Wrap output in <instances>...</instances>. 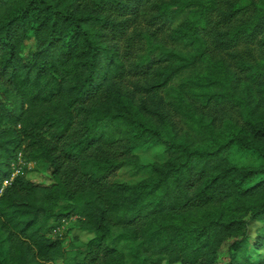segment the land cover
Returning a JSON list of instances; mask_svg holds the SVG:
<instances>
[{
  "label": "trees",
  "instance_id": "1",
  "mask_svg": "<svg viewBox=\"0 0 264 264\" xmlns=\"http://www.w3.org/2000/svg\"><path fill=\"white\" fill-rule=\"evenodd\" d=\"M251 221L260 249L264 0H0V264H215L229 239L264 264Z\"/></svg>",
  "mask_w": 264,
  "mask_h": 264
},
{
  "label": "rangeland",
  "instance_id": "2",
  "mask_svg": "<svg viewBox=\"0 0 264 264\" xmlns=\"http://www.w3.org/2000/svg\"><path fill=\"white\" fill-rule=\"evenodd\" d=\"M34 51V41L30 40L26 43L25 48L22 52V56L25 61H29L31 59V55ZM163 147L160 145H152L147 148H141L138 150V154L140 155V159L143 162L155 160L156 158L160 157ZM26 166V177L32 180L34 183L42 184V185H50L52 183L51 178V171L47 164L40 163H28L24 164L20 159L12 165L13 167V174L15 176L21 169ZM139 175H134V169L132 168H125L119 171L118 179L123 181H134L139 178ZM261 224L251 221L247 227V236L249 244L251 245L250 248V256L252 257L253 261L258 260L259 258L264 256V242L263 246L260 249H254L252 244H254L255 237L257 234V229L260 227ZM53 237L61 238L63 245L68 247L70 243L75 239H79L82 242L89 241L93 235L86 232L77 230L72 227V222H63L61 223L56 230L51 232L50 234ZM231 239L227 240L221 247L218 257L215 264H226L229 261V244ZM55 264H62L61 260H57ZM167 264V263H163Z\"/></svg>",
  "mask_w": 264,
  "mask_h": 264
}]
</instances>
